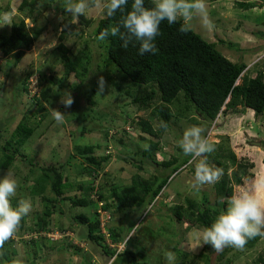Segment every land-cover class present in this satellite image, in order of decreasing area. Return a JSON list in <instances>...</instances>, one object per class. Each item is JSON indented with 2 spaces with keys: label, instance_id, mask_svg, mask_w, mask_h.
<instances>
[{
  "label": "rangeland",
  "instance_id": "obj_1",
  "mask_svg": "<svg viewBox=\"0 0 264 264\" xmlns=\"http://www.w3.org/2000/svg\"><path fill=\"white\" fill-rule=\"evenodd\" d=\"M237 1L242 0H207L208 14L214 28L207 30L195 20L192 30L205 41L215 43L216 49L231 62L245 63L247 75L254 77L257 71L264 70V4L245 11L235 6ZM21 2L0 0V34L7 33L13 21L23 19L18 10ZM257 3L261 4L260 0ZM36 7L33 13L36 23L27 19L24 21L27 29L31 30L34 26L41 30L31 49L16 65L11 56L4 57L0 53L1 142L10 137L12 130L26 115L30 117L29 126L34 127L33 135L20 149L26 158H17L7 170H0V178L11 172L17 181V193L11 198V203L18 204L19 200L25 199L32 205L29 215L22 219L17 232L7 241L9 254L4 263L12 264L13 260L19 259L22 264H88V257H91L92 264H107L108 258L103 255L102 249L86 239L84 228H80V223L73 219L78 214L92 216L96 208L104 242L120 253L127 250L122 242L114 244L111 233L108 234L106 230L113 228L115 235H119L121 228L127 248L135 255L137 263L167 264L165 253L172 251L176 256L175 264H206L198 258L204 245L190 235L194 227L184 221L178 222L171 211L176 204L185 207L187 199L213 210L219 208L215 204L214 184L203 185L199 190L191 186L194 182V165L187 163L182 166L170 177L160 196L151 205L145 204L138 210L130 207L126 211H118L111 206L109 211H104L101 208L104 202L100 203L98 196H109V185L118 189L129 186L135 176L147 180L153 175H169V169L162 163L187 157L179 147V140L184 130L193 124L204 129L210 143L215 144L214 151L223 155L230 152L238 163L246 165L240 185L246 184V177H264V114L256 116L251 110L239 106L235 111L219 115L211 123L201 120L194 108L181 117L178 116L179 110L186 105L181 95L176 103L169 105L173 117L168 128L158 138L144 134L136 126L139 120L147 121L155 133L160 126L150 109L141 110L138 104L133 103L134 97L149 93V86L135 84L117 72L118 78L124 80L120 86L122 90L115 88L111 80L104 76L107 86L104 93H98L97 80L100 76L108 74L118 83L115 73H108L106 67L102 68L103 60H106L104 49L93 33V28L104 13L93 10L81 16L79 21L90 22V26L84 27L80 22L75 24L77 29L63 34L62 21L69 18L68 26L72 24L71 14L65 11V0H40ZM59 43L73 55L88 51L91 56L89 71L83 79L71 75L64 81L63 87L57 85L53 88L51 99L43 103L46 111L34 116L38 104L32 100L33 96L46 86H53L47 75H63L64 69L56 50ZM30 72L32 76L27 77ZM67 92L77 100V104L73 103L66 109L59 101ZM157 103L158 94L152 106ZM74 107L75 112L80 110L81 113L72 112ZM50 108L65 114L62 124H57L52 118ZM41 115H45V118L37 124V117ZM150 139L159 142L152 162L141 155ZM76 144L95 145L94 155L97 159L108 157L95 174L88 176L83 170L86 164L74 154ZM208 161L217 167L212 158H208ZM52 165L63 166L64 176L70 185L63 190L67 201H53L50 204L54 209L49 220L52 230L37 235V217L46 210L48 202L41 195H32L31 186L42 168ZM235 169L236 166L231 167L228 173ZM240 185H234L233 191ZM44 196L54 199L48 191ZM70 199L90 200L92 204L74 208ZM261 199L264 200V193H261ZM107 203L110 204V200ZM183 214L187 215L184 210ZM40 237H45V240ZM205 252L209 264H227L228 260L229 264H259L258 258L264 261V236H260L256 245L246 252L231 247L221 253L212 248H205ZM108 264H132V258L121 255Z\"/></svg>",
  "mask_w": 264,
  "mask_h": 264
},
{
  "label": "trees",
  "instance_id": "obj_2",
  "mask_svg": "<svg viewBox=\"0 0 264 264\" xmlns=\"http://www.w3.org/2000/svg\"><path fill=\"white\" fill-rule=\"evenodd\" d=\"M40 0H22L18 6L19 12L23 15V19L19 22H12L11 28L5 34H0V53L4 57L11 56L14 64H18L26 51H29L34 42L41 35L40 28L32 27L31 30L26 28L25 19L36 23V18L33 13L36 10L37 4ZM261 4L254 1H237L235 6L242 10H251L256 7H262L264 0H260ZM132 0H129L128 9L130 10ZM145 6L151 7L152 0H145ZM24 10H27L26 12ZM121 13L117 12L113 17H107L105 14L99 19L96 26L93 28V33L96 40L105 28L114 25L121 19ZM81 18V17H80ZM69 18H65L61 23V32L64 34L73 29H77V25L71 24L68 26ZM84 27L90 26V22L79 21ZM180 23L169 25L164 21L160 25V35L156 38L155 44L157 52L153 55L151 53L139 54V44L135 41L129 44L127 48L122 47V41L119 37H109L108 40L101 41L104 49V56L102 68L106 67L108 73H115L118 83L104 74L108 80H111L112 85L118 90H122V79L118 78V73H122L125 79H129L135 84L146 85L151 88L149 93L144 92V95L134 97L133 103L138 104L141 110L150 109L151 115L155 117L159 123V130L154 132L153 128L147 121L139 120L136 126L139 127L142 133L155 136L165 131L173 114L169 105L176 103L182 95L186 101L183 109L179 110L178 116L184 117L192 108L199 115L200 119L206 122H214L219 115H225L228 111H235L237 107L242 106L251 110L256 116L264 114V70L257 71L254 77L247 75L248 67L245 63H233L225 56H223L217 49L215 43L205 41L200 35L191 30L188 33H181L179 31ZM59 53L58 60L63 66V75L57 77L54 75H47V79L52 83V87L46 86L43 91L33 96V101L38 104L34 116L38 113L45 112L43 103L49 102L53 88L57 85L63 87L64 81L73 75L76 79H83L89 71L91 63V56L88 51L84 50L79 55H73L69 49L62 43L56 46ZM103 56V59H104ZM108 61L110 63H105ZM32 72L27 73V77L32 76ZM50 74V73H49ZM46 78V76L44 77ZM238 80L241 82L237 83ZM50 83V84H51ZM82 80L80 81V84ZM26 91V87H24ZM130 94L129 91H125ZM158 94V103L152 106V101ZM77 104V100H74ZM76 107L72 112L81 113L79 110L75 112ZM181 111H183L181 113ZM85 114L83 113V118ZM45 118V115L37 117V124H40ZM30 117L27 115L15 126L10 133V137L3 142V137L0 131V170H7L16 161L17 158H26L20 153L22 146L34 133V127L29 126ZM195 121V120H194ZM4 122V121H3ZM2 122V129L4 123ZM162 123L167 124V128L161 127ZM214 146L215 144L212 143ZM97 146L95 145H74V154L79 157L86 165L83 170L88 176L97 172L101 165L108 157L97 159L94 152ZM219 149L221 147L218 146ZM159 149V142L149 140L147 149L141 152L142 158L152 162L154 158V151ZM221 151H223L221 149ZM213 154V155H212ZM208 158L216 163L217 167L223 170V176L219 182L214 184L215 204L219 207L216 210L212 208L199 205L195 202L186 200L184 205L176 204L171 208L175 219L184 221L188 225L195 226H210L219 212L226 207V200L233 193V186L240 185L242 176L246 165L238 163L232 153L223 155L222 152L213 151L208 155ZM189 157L184 156L179 160L173 158L169 161L163 162V166L169 169L170 174L162 176H155L149 179H142L135 176L131 180L129 186L122 189L110 186L109 196H98V200L102 204L101 208L104 211H109L110 207H114L118 211H126L130 207L137 210L141 209L145 204L151 205L153 201L160 196L161 192L166 187L170 177L175 174L182 166L186 165ZM236 166L237 169L228 173V170ZM141 170V166H136ZM70 185L64 176L62 165H52L43 167L39 177L33 182L31 186V194L41 195L45 201L48 202L46 210L38 215V222L36 223L37 230L35 234L42 232H51L50 219L54 209L50 207L53 201H67L63 196V190ZM48 191L52 197H45L44 193ZM110 200V204L107 201ZM71 205L74 208L86 207L91 203L90 200L70 199ZM12 206L17 204L12 202ZM183 210L187 213L182 215ZM45 218H48L45 219ZM76 222L80 223V228H84L86 239L91 243L96 244L102 249L103 255L108 260L107 264L114 258L121 255H130L132 264H139L135 261V255L127 248L122 236L121 228L120 234L115 235V229L106 228L108 234L111 233V239L114 244L122 242L125 249L122 253L120 251L112 250L103 240V233L100 227V220L97 210H93L92 216L85 214H78L74 218ZM130 232V230L128 231ZM45 240V237H40ZM260 240V236L248 240L244 251L253 248ZM33 243L35 241L31 240ZM205 248L211 249L210 245H204L198 258L209 264V257L205 252ZM9 254L7 242L4 247L0 249V264H5ZM130 258V257H129ZM193 260V259H192ZM190 260V262H193ZM9 261V260H8ZM259 264H264L262 258H258ZM92 258L88 257V264H92ZM147 264V263H141ZM149 264V263H148ZM229 264V260L227 262Z\"/></svg>",
  "mask_w": 264,
  "mask_h": 264
},
{
  "label": "clouds",
  "instance_id": "obj_3",
  "mask_svg": "<svg viewBox=\"0 0 264 264\" xmlns=\"http://www.w3.org/2000/svg\"><path fill=\"white\" fill-rule=\"evenodd\" d=\"M128 4L129 0H65V11L71 14L72 24H78L81 16L93 10H100L107 17L120 12L119 22L105 28L98 39L104 41L109 37H119L124 48L135 41L139 44L140 55H154L157 52L155 40L160 35V25L164 21L169 25L179 22V31L185 34L192 30L195 20L207 30L214 28L208 14L207 0H152L151 7L145 6V0H132L130 10ZM97 86L98 93H104L107 84L103 76L98 78ZM59 103L66 109L70 108L74 103L71 93L67 92ZM49 110L57 124L64 122L63 112L53 108ZM161 127L167 128V124L162 123ZM179 147L189 157L187 163L194 165V182L191 185L194 189L199 190L203 185L220 181L223 170L208 161V155L215 147L204 134L203 128L195 124L188 126L179 140ZM245 181L246 184L238 186L227 198L226 207L210 226L194 227L190 233L202 245H210L217 253L228 247L243 250L248 240L264 236V200L261 199L264 177H246ZM17 187L11 172L0 178V249L14 236L22 219L32 210L31 202L25 199L19 200L16 207L12 206L11 198L16 196ZM165 259L167 264H175L176 256L174 252L168 251ZM12 264H22V261L16 259Z\"/></svg>",
  "mask_w": 264,
  "mask_h": 264
}]
</instances>
